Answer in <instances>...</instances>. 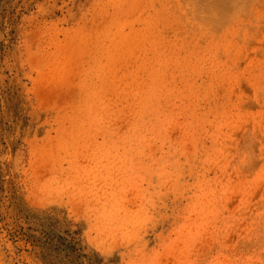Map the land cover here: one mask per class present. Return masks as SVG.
<instances>
[{"label": "rangeland", "instance_id": "rangeland-1", "mask_svg": "<svg viewBox=\"0 0 264 264\" xmlns=\"http://www.w3.org/2000/svg\"><path fill=\"white\" fill-rule=\"evenodd\" d=\"M198 1L0 0V264H264V0Z\"/></svg>", "mask_w": 264, "mask_h": 264}, {"label": "bare ground", "instance_id": "bare-ground-1", "mask_svg": "<svg viewBox=\"0 0 264 264\" xmlns=\"http://www.w3.org/2000/svg\"><path fill=\"white\" fill-rule=\"evenodd\" d=\"M191 1H193V0H191ZM196 1H197V0H196ZM199 1H201V0H199ZM199 1H198V2H199ZM217 1H219V2H218L219 4H221V5L223 4L222 6L225 5L226 7H228L227 5H229V7H230V6H232V5H230L231 3H233V2L236 3L238 0H237V1H236V0H233V2H232V0H217ZM229 1H231V3H227V2H229ZM188 2H189V1H188ZM220 2H222V3H220ZM223 2H224V3H223ZM225 3H226L227 5H226ZM191 4H192V3H191ZM233 4H234V3H233ZM236 4H237V3H236ZM217 5H218V4H217ZM204 6H205V5H204ZM189 7H192V6H189ZM196 7H197V6H196ZM226 7H224V8H226ZM206 8H207V7H206ZM206 8H205V9H206ZM224 8H223V9H224ZM241 8H243V7H241ZM223 9H222V10H223ZM227 9H228V8H227ZM199 12H200V11H199ZM218 14H219V13H218ZM214 17H216V16H214ZM217 22H218V21H217ZM204 23H205V22H204ZM126 41H127V40H126ZM122 42H123V41H122ZM113 50H114V49H113ZM111 56H112V55H111ZM113 56H114V55H113ZM111 58H112V57H111ZM108 67H109V66H108ZM107 69H108V68H107ZM107 69L104 68V70H107ZM110 70H111V69H110ZM100 72H103V71H100ZM104 74H105V73H104ZM104 74H103V75H104ZM105 76H106V75H105ZM106 77H107V76H106ZM117 78H118V77H117ZM102 81H103V80H102ZM145 97H146V96H145ZM86 98H87V97H86ZM89 102H90V101H89ZM89 102H88V101H85V110H86V113L89 112V113H91V114H93V115H96V114H95V108H94V106H93L94 103H93V104H90ZM153 104H154V103H153ZM98 105H99V104H98ZM103 106H104V105H103ZM97 108H98V107H97ZM105 108H106V107H105ZM100 111H101V109H100ZM102 112H103V111H102Z\"/></svg>", "mask_w": 264, "mask_h": 264}]
</instances>
